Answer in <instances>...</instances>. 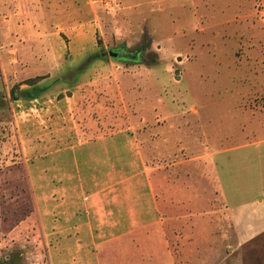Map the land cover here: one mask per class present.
<instances>
[{"label":"rangeland","instance_id":"obj_1","mask_svg":"<svg viewBox=\"0 0 264 264\" xmlns=\"http://www.w3.org/2000/svg\"><path fill=\"white\" fill-rule=\"evenodd\" d=\"M122 46L142 61L101 56ZM48 131L130 135L156 187L160 164L180 159L169 178L206 203L212 147L230 160L232 202L251 205L264 192V0H0V264L46 263L41 238L11 232L35 208L29 167ZM246 214L227 245L200 243V264H264V209Z\"/></svg>","mask_w":264,"mask_h":264},{"label":"crops","instance_id":"obj_2","mask_svg":"<svg viewBox=\"0 0 264 264\" xmlns=\"http://www.w3.org/2000/svg\"><path fill=\"white\" fill-rule=\"evenodd\" d=\"M43 133L33 146L38 163L29 167L35 208L11 232L16 240L41 238L46 263L39 264H200L194 254L205 238L225 246L233 222H247L246 211L255 206L264 209V192L249 206L232 202L221 175L230 160L212 147L202 158L208 198H217L206 203L194 182L169 178L180 159L160 164L156 187L150 157L130 135ZM19 139L28 155L30 140L21 132ZM191 157L190 167H199V156ZM236 233L245 236L247 228Z\"/></svg>","mask_w":264,"mask_h":264},{"label":"water","instance_id":"obj_3","mask_svg":"<svg viewBox=\"0 0 264 264\" xmlns=\"http://www.w3.org/2000/svg\"><path fill=\"white\" fill-rule=\"evenodd\" d=\"M126 48L124 46L118 48L117 50H111L109 52L101 53L103 58L109 57L111 59L119 60L122 62H131L137 64L142 61V55L145 52L144 48L137 49L134 53H126ZM119 51H123V54L120 55ZM176 74H179V70L176 71ZM179 78V77H178Z\"/></svg>","mask_w":264,"mask_h":264},{"label":"trees","instance_id":"obj_4","mask_svg":"<svg viewBox=\"0 0 264 264\" xmlns=\"http://www.w3.org/2000/svg\"><path fill=\"white\" fill-rule=\"evenodd\" d=\"M33 81H34V79H29V80H27V83H30V82H33ZM13 96H14V98H16L14 94H13Z\"/></svg>","mask_w":264,"mask_h":264},{"label":"flooded vegetation","instance_id":"obj_5","mask_svg":"<svg viewBox=\"0 0 264 264\" xmlns=\"http://www.w3.org/2000/svg\"><path fill=\"white\" fill-rule=\"evenodd\" d=\"M119 54L122 55L123 54V51H119Z\"/></svg>","mask_w":264,"mask_h":264}]
</instances>
